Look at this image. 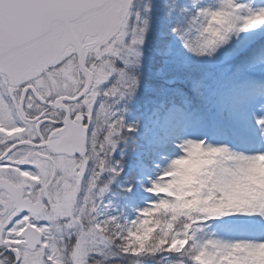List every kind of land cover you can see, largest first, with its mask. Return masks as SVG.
Segmentation results:
<instances>
[{
  "label": "snow or ice",
  "instance_id": "obj_1",
  "mask_svg": "<svg viewBox=\"0 0 264 264\" xmlns=\"http://www.w3.org/2000/svg\"><path fill=\"white\" fill-rule=\"evenodd\" d=\"M0 264H264V0H0Z\"/></svg>",
  "mask_w": 264,
  "mask_h": 264
}]
</instances>
